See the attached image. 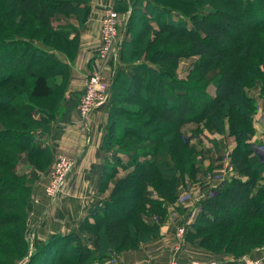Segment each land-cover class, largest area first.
I'll return each instance as SVG.
<instances>
[{
	"label": "trees",
	"instance_id": "obj_1",
	"mask_svg": "<svg viewBox=\"0 0 264 264\" xmlns=\"http://www.w3.org/2000/svg\"><path fill=\"white\" fill-rule=\"evenodd\" d=\"M90 1L2 0L0 33L3 32L1 35L6 37L0 42V52H3L6 62L1 63L5 68L1 74L8 77L9 73L16 71L25 54H29L28 65L25 67L27 75L31 78L29 95L34 100L51 99L57 89L55 75L61 74L67 67L70 68L74 56L67 54L63 56L59 49H46L41 43L35 44L28 37L18 35L16 32H22L21 29L31 18L33 22L29 32L32 35L30 37L33 38L38 32L47 30L50 36L42 39L44 42L58 43L55 45L63 49L70 47L78 40H76L79 35L78 30L68 24L65 28L50 30L51 18L61 13L73 15L81 22L82 17L90 12ZM146 3L148 5L149 2ZM156 8L155 5L150 7V13L153 14ZM127 9L135 13L133 3L128 2ZM252 9H257V13L260 11L264 15V0L251 2L248 10ZM243 13H240L241 16ZM231 21L229 16L214 20L204 15L193 17L192 25H187L186 22L176 25L164 22L159 25L157 22L158 27L154 28L147 19L144 32L139 33L137 42L131 43L126 59H140L144 55L149 62L140 65L128 62L125 66H130V72L125 73V70L121 69L122 72L118 76L116 73L113 74L110 84L111 96L114 92L113 106L109 112L113 120L112 129L120 128L122 135L140 138L156 147L146 154L153 159L142 165L137 164L139 169L134 174L115 185L113 202L105 201L100 206L94 207L85 219L86 228L72 229L71 232L63 235H53L46 246L34 243L33 257L45 255V258L49 256V261L52 260L53 257L49 252L55 248L50 245L52 241L57 245L61 243V246L57 247L60 264H65L69 259L80 262L79 258L87 256L88 262L92 261L90 259L94 252L101 260L107 258L113 251L126 248L128 244L150 241L154 236L149 233L152 230L150 220L143 219V216L146 214L149 218L155 216L164 218L167 208L163 203H170L176 199L181 177L187 174L194 176L197 173L193 150L188 152L189 146L184 145L178 138L179 130L185 124L197 123L203 118H207L210 127L219 133L235 137L237 146L230 153L229 158L238 176L222 186L216 195L202 202V211L197 216L193 228L188 231V239L198 237L203 234L204 229H207L206 232L211 233L206 240L208 249L215 252L223 248L222 245L227 247L235 242L240 246L253 247L258 244L257 240L264 238V162L254 154L253 145L250 143V138L256 133L254 119L258 111V101L246 92L252 83L261 81L260 94L261 99H264V69L250 65L255 39L259 41L260 38L264 41V32L259 34L264 31V20L250 28L248 31L250 37L247 40H244L245 35L232 37L228 26ZM150 33L154 36L150 37ZM171 41L185 43L187 47L177 48L178 50L167 49V44ZM77 44L75 48L79 51ZM198 56L205 60L200 72H195L188 75L187 79L181 80L174 72L177 66L183 58ZM261 63H264V58ZM218 66H222V69L215 81L217 82L215 97L197 108L195 100L203 88H198L196 82L206 80L209 72ZM12 76L0 80V89L9 86L15 80ZM26 81V78L21 79L19 87L23 88ZM145 82H148V85ZM2 98L1 96L0 115H3L2 113L7 117L17 115L20 116L21 122L28 119L30 123L28 125L33 127L28 131L31 139L37 137L35 134L42 133L41 126L34 128L39 122L36 110L28 104L10 105L11 99L15 101L17 97H10L8 105L2 102L4 100ZM134 105L138 108H134ZM118 113H128L132 116L140 113L142 118L147 115L151 117L139 129L126 125ZM225 115L231 117L228 130L225 125ZM156 123L172 129L159 134L163 129L160 131L157 127L155 131V127H150ZM112 137L107 145L102 147L111 158L116 157L115 153L118 152L127 157H140L141 154L135 147H129L128 150L109 149L114 143ZM0 144L4 145L5 142ZM144 183L152 184L162 201L150 198L142 190L141 185ZM92 219H95L94 222H91ZM84 232L93 233V237L87 236ZM228 234L230 236H227ZM11 237L8 236L9 239ZM72 238L75 241L74 239L72 241ZM68 240V245L71 244L61 249L62 243L64 245ZM11 245L7 243V248L10 250H12ZM29 247L30 245L22 244L19 249L14 250V257L22 260L29 254ZM68 255H71V258ZM52 264H56L55 259Z\"/></svg>",
	"mask_w": 264,
	"mask_h": 264
},
{
	"label": "rangeland",
	"instance_id": "obj_2",
	"mask_svg": "<svg viewBox=\"0 0 264 264\" xmlns=\"http://www.w3.org/2000/svg\"><path fill=\"white\" fill-rule=\"evenodd\" d=\"M145 1L149 2L148 5ZM128 2L133 3L134 14L127 9ZM251 2H254V0H112L110 2L111 6L109 5L108 9L102 14V21L109 11L116 12L120 19L118 27L120 35L115 48L109 55L102 58V32L100 30L101 52L99 57L103 61L100 60L101 64L95 68V71H90V73L86 74L91 75L94 72H98L101 76L102 87H106L108 83H111L114 73L118 76L122 72L121 69L125 70V73L130 72V66H125L128 62L138 65L147 64L149 60L144 55L140 59H126V54L131 47V43L137 42L139 40V33L144 32V25H146L147 19L152 23L151 25L154 28H157L158 24L160 25L164 22L175 25L186 22L187 25H192V18L197 16L208 15L214 20H220L222 16H229L232 20L228 25L229 29H231L232 37L245 35L244 40H247L250 37L248 33L250 28L255 27L264 20V15L260 11L257 13V9L248 10V5ZM154 5L157 8L154 9L152 14L150 13V7ZM91 6L90 1V12L93 8ZM90 12L88 15L82 17L81 22L73 15L56 14L55 17L51 18L49 29L65 28L68 24L78 30L79 35L78 37L76 36V40H78L72 44L75 48V45L79 44L82 27L88 24ZM240 13H243V16ZM158 17L160 18L158 19ZM17 20L20 21L19 18ZM32 22L30 18L28 24L24 25L21 29L22 32H16V34L28 37L35 44L41 43L46 49H59L61 55L74 56L73 61H76L78 51H76V48L72 49V45L63 49L56 46L58 43L52 42L51 44L53 45L50 46L49 42L42 40L50 36L47 30L38 32L33 38L30 37L32 36L29 34L32 29ZM98 25H101L102 28V22H98ZM263 32L261 31L259 34L261 35ZM2 33H0V42L6 37L5 35H1ZM152 36H154L153 33H150V37ZM121 40L123 41L121 42ZM118 42H121V44ZM186 47L185 43L171 41L167 44L166 48L178 50L177 48L184 49ZM238 48L236 47V49ZM118 49L119 54L116 60L115 51ZM75 52L77 53L75 54ZM251 55L252 63L250 65L252 67H256L257 65L264 69V63H261V60L264 58V41L260 38L259 41L255 39V47L252 49ZM29 58L30 55L25 54L16 71L9 73L8 77H5V75L1 74L5 69L1 66V63L6 61H4L3 52H0V80L8 79L11 75L15 79L9 86L0 89V94L3 97L2 99H4L2 102L8 105L10 97L14 96L17 97V100L13 101L11 99L10 105L15 103L21 105L28 104L37 111V120L39 122L34 128L41 126L40 128L42 129L41 134H35L37 137L31 139L28 131L33 127L28 125L30 124L28 119L25 122H21L20 116L13 115L7 117L4 116L6 115L4 113L0 115V142H5L4 145L0 144V264H52L54 259L56 264H60L57 251L61 243L57 245L52 241L50 244L55 247L54 250L49 251L53 257L50 261L49 256L45 258V255L33 257L35 253L34 243L46 246L53 235H63L71 232L72 229L80 230L82 227L86 228L85 219L91 210L97 205L100 206L102 202H113L115 185L120 180L129 178L131 174H134L139 169L136 166L137 164L142 165L144 162L153 159L146 154L149 150L156 149V147L152 143L143 141L140 138L122 135L120 128H117V130L112 129L113 120L110 118L111 114L109 111L113 106V92L110 99L105 103V106L101 107L107 110L105 117L101 116L100 121H98L104 120L102 129L100 127L97 128L90 120L93 113L89 119L90 124L88 123L90 128L87 130L84 126L82 109L77 108L75 125L78 129V135L82 140L79 150L76 153L54 150L55 145L52 144L51 135L61 123L62 113L64 112L63 102L67 97L68 88L74 79L73 67H67L61 74L55 75L57 89L51 99L34 100L29 95L31 78H29L25 70ZM10 62L9 60L8 63ZM102 62H108L109 64L106 63L102 66ZM204 63L205 60L199 56L183 58L174 72L181 80H184L188 75L200 72ZM222 66L213 68L206 80L196 82L198 88H203L199 91L195 100L197 108L204 102L214 99L217 89L215 86L217 82L215 81L219 77L218 75H220ZM82 71L84 73L85 70L82 69ZM78 75L82 82L84 75ZM89 75H87L88 78L90 77ZM23 78H26L27 81L26 85L22 88L21 86L19 87V83ZM145 84L148 85V82H145ZM260 90H262L261 81H255L254 84L252 83L248 87L246 92L256 98V101L259 100L261 107H263L264 102L260 100ZM85 96L86 91L84 87L79 99H83ZM134 108H138V106L134 105ZM113 115L116 116L115 112H113ZM118 116L124 119L126 125L128 124L139 129L151 117L147 115L142 118L140 113L137 116H132L128 113H118ZM225 116V125L228 130L231 117ZM150 127H155V131L157 127H159L160 131L163 129L162 133L159 134L166 133L172 129V127L157 123ZM179 132L178 138L182 140L184 145L189 146L188 152L191 149L193 150L192 155L194 161H196L197 173L194 176L187 174L181 177L176 199L170 203H163L167 208L164 218H161V216L149 218L146 214L143 216V219L148 218L147 220H150L149 224L152 230L149 233L154 235L150 241L128 244L126 248L120 251H113L107 258H102L101 260L98 259V255H95L94 252L91 255L92 259H90L92 261L88 262L87 256L79 258L80 262H76V259H69V263L120 264V254H122L126 262L125 264H132L137 259L144 261L142 262L144 264H171L173 261L189 264L193 262L204 263V261L209 260L227 261V264H244L240 260L243 257H249L254 261L262 257L260 253L264 251L263 237H261L260 241L257 240L258 244L253 247L248 245L240 246L238 242H235L227 247L222 245L223 248L215 252L208 249V242L206 240L211 233L206 232L207 229H204L203 234H200L198 237L188 239V231L193 228L194 223L197 221V216L202 211V202L209 199L216 188L218 191L233 178L230 176L236 171L232 160L228 158L237 145L235 137L227 136V134L221 139L216 137L214 139L213 135L219 132L210 127L207 118H203L197 123L185 124ZM111 136H113L112 141L114 143L109 149L128 150L129 147H135L139 150L140 157H127L125 154L119 152L115 153L116 157L114 158L106 157L109 153L102 149V147L107 145ZM96 138L99 140V145L95 142ZM93 141L95 142L94 146L98 145L95 157L93 155V158L86 159L85 163L79 160L65 183L57 187L56 184H58L59 177L68 169L71 162L77 160V154L80 152L84 142L92 144ZM231 146H234L233 149H231ZM92 165H95V175L85 177V171L90 169ZM77 185L86 187L87 194L82 197L76 194L77 188H74L78 187ZM217 185L218 187H216ZM53 186H55V189L51 192ZM141 186L142 190L150 198L162 201L159 196L160 194L155 191L152 184L144 183ZM213 195L216 194L213 193ZM181 202H184L182 205L183 207L185 205L184 208L179 205ZM94 220L92 219L91 222H94ZM84 234L91 238L93 237V233L91 232H84ZM8 236H12L11 239ZM227 236L230 235L228 234ZM68 242L69 240L65 241L64 245L62 243L61 249L71 244L69 243L68 245ZM7 243L12 244V250L7 248ZM22 244L30 245L29 254L22 260H17L13 252L19 249ZM68 256L71 258V255ZM73 257L75 256L73 255ZM147 259L150 260L145 263ZM262 264H264V261Z\"/></svg>",
	"mask_w": 264,
	"mask_h": 264
},
{
	"label": "crops",
	"instance_id": "obj_3",
	"mask_svg": "<svg viewBox=\"0 0 264 264\" xmlns=\"http://www.w3.org/2000/svg\"><path fill=\"white\" fill-rule=\"evenodd\" d=\"M112 0H91V4L93 6L90 14L89 19L87 21L88 24L86 26L82 27L80 33L81 37L78 44V54L76 61H73L71 67H73L74 71V79L71 82L70 87L68 88L67 97L64 99L63 106H64V112L62 113L61 117V123L59 124V127L55 128V132L51 135V141L52 144L55 145L54 150L60 151H68V152H77L80 148L82 140L80 139V136L78 135V129L75 125L76 117H77V108H78V101L80 94L83 92V88L86 85V82L88 80L89 74L95 71V68L101 64L100 60H102L99 57V54L101 52V25H98V22H102V14L106 9H108L109 5L111 6ZM91 6V7H92ZM103 61V60H102ZM99 62V63H98ZM110 63V61H108ZM106 62L107 64H109ZM106 63L102 62V66H104ZM84 69L81 72V70ZM129 70V69H128ZM84 75L82 82L80 81L79 75ZM187 79V78H186ZM264 102V99H261ZM257 106L258 111L254 119V130H256V133L254 136L250 138V143L253 145V151L254 154L261 159L264 162V106L261 107L259 100H257ZM107 113L106 109L99 108L96 112H94L93 116L91 117V121L95 126L102 127L104 124V120L100 121L101 116L105 117V114ZM90 124V122H89ZM90 128V125L88 126ZM102 129V128H101ZM226 134L221 133H215L213 135V138L215 139H221ZM228 136V134H227ZM95 141V140H94ZM93 141L92 144L84 142V145H82L80 152H78L77 160L85 163L86 159L93 158V155L95 157V154L97 152V146L99 145V140L96 138V143H98L97 146L95 145V142ZM101 142V141H100ZM234 146H231V149H233ZM110 155H106V157ZM230 160V158H228ZM94 167V168H93ZM96 172L95 165L91 166L90 169L85 171L84 176H94ZM238 174L232 173L230 176L231 178L237 177ZM76 186V185H74ZM78 187H75L76 194H78L80 197L87 194V188L83 187L82 185H77ZM218 187V185L216 186ZM179 206V205H178ZM182 208L184 207L180 205ZM71 231V230H68ZM56 234V233H54ZM150 259H147L149 261ZM116 261V260H115ZM120 264H125L126 262L123 259L122 254H120L119 258ZM144 261L142 260H135L132 264H144L142 263ZM148 264V263H147Z\"/></svg>",
	"mask_w": 264,
	"mask_h": 264
},
{
	"label": "built area",
	"instance_id": "obj_4",
	"mask_svg": "<svg viewBox=\"0 0 264 264\" xmlns=\"http://www.w3.org/2000/svg\"><path fill=\"white\" fill-rule=\"evenodd\" d=\"M119 20L120 19L118 17V14L114 11H109L103 17L102 28H101L102 47H103L102 58H104L106 55H109L111 51L115 48L117 39L120 35V32L118 31ZM122 41L123 40H121V42ZM121 42H118V43L121 44ZM118 54H119V49L115 51L116 60H117ZM89 76L90 77L88 78L86 85H85L86 96L83 99H79L78 105H77L78 109H82V112L84 115L83 116L84 126L87 128V130H89L88 124H87L88 123L87 119L89 118V116H91L99 108L105 106V103L111 97V90H110L111 83H108L106 87L105 86L102 87L101 76L98 72H94ZM77 162L78 160L71 162L68 169L63 174H61V176L59 177L58 184H56L57 187L65 183L70 173L75 169ZM54 189H55V186H53V188L51 189V192H53ZM216 191H217V188L216 190L213 191V193L216 194ZM213 193L211 194L209 198L214 196ZM183 204L184 202L179 203V205H183ZM260 255H262V257L257 259L256 261L252 260L249 257H243L240 260L244 264H262L264 261V251H262ZM171 264H181V263L173 261ZM189 264H227V261L209 260V261H204V263L193 262Z\"/></svg>",
	"mask_w": 264,
	"mask_h": 264
},
{
	"label": "bare ground",
	"instance_id": "obj_5",
	"mask_svg": "<svg viewBox=\"0 0 264 264\" xmlns=\"http://www.w3.org/2000/svg\"><path fill=\"white\" fill-rule=\"evenodd\" d=\"M89 119H90V116H89V118L87 119V120H88V123L90 122V120H89ZM88 123H87V124H88Z\"/></svg>",
	"mask_w": 264,
	"mask_h": 264
}]
</instances>
